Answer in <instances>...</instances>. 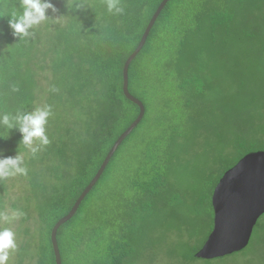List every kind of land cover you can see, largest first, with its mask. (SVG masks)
<instances>
[{
    "label": "trees",
    "instance_id": "trees-1",
    "mask_svg": "<svg viewBox=\"0 0 264 264\" xmlns=\"http://www.w3.org/2000/svg\"><path fill=\"white\" fill-rule=\"evenodd\" d=\"M162 1L120 0L124 13L114 15L105 0H85L89 8L81 11L74 9L79 0H52L63 22H46L18 40L8 20L22 13L20 0H0V114L45 105L53 113L50 144L35 157L17 130L0 126V153L21 156L28 169L19 223L33 214L36 221L30 240L16 238L8 264H56L53 227L139 114L123 94V67ZM128 92L145 115L58 230L61 264H148L155 233L170 218L179 220L178 233L164 250L174 263L254 255L250 241L238 255L195 257L213 229L217 183L245 155L264 151V0H169L129 66ZM140 129L149 140L134 144L132 163H117ZM189 141L191 152L179 149ZM11 178L0 180V214Z\"/></svg>",
    "mask_w": 264,
    "mask_h": 264
},
{
    "label": "water",
    "instance_id": "water-1",
    "mask_svg": "<svg viewBox=\"0 0 264 264\" xmlns=\"http://www.w3.org/2000/svg\"><path fill=\"white\" fill-rule=\"evenodd\" d=\"M168 2L169 0H163L160 3L137 48L126 60L123 67V94L126 99L138 106L137 118L109 150L96 175L79 196L70 212L61 218L51 231L50 238L56 264H61L57 243L58 230L75 216L82 201L95 187L115 152L145 115L142 103L128 92V69L143 49L150 31ZM211 205L213 229L195 257L201 260H214L230 256L247 248L257 222L264 215V151L245 155L235 166L224 173L212 193Z\"/></svg>",
    "mask_w": 264,
    "mask_h": 264
},
{
    "label": "clouds",
    "instance_id": "clouds-1",
    "mask_svg": "<svg viewBox=\"0 0 264 264\" xmlns=\"http://www.w3.org/2000/svg\"><path fill=\"white\" fill-rule=\"evenodd\" d=\"M107 11L114 15H122L124 9L120 6V0H105ZM19 7L22 13L13 12L8 20V26L14 38L18 40H28L35 35V30L41 24L53 22L60 24L66 15H61L60 10L52 0H20ZM68 8V7H67ZM88 7L85 0H79L74 4L77 11L86 10ZM2 35V33H0ZM19 88L13 84L11 92H18ZM56 91V89H52ZM52 107L45 105L35 107L30 112L5 113L0 114V126L8 132L17 130L21 135L20 144L35 157L39 151L50 144V139L46 132V125L52 116ZM28 169L24 166L21 156L3 157L0 153V180L16 175H27ZM23 213L13 211L11 215L0 214V219L11 222L20 219ZM17 250L16 234L10 228L0 229V264H8L11 252Z\"/></svg>",
    "mask_w": 264,
    "mask_h": 264
},
{
    "label": "rangeland",
    "instance_id": "rangeland-1",
    "mask_svg": "<svg viewBox=\"0 0 264 264\" xmlns=\"http://www.w3.org/2000/svg\"><path fill=\"white\" fill-rule=\"evenodd\" d=\"M224 88L226 89V85H224ZM146 134H149V132L146 129H140L139 132L137 130L134 133V135L122 147V157H121V160L119 159L117 163H125V160L127 159L129 160V163H132L130 157L128 156L129 152L133 148L134 144H137L140 140H143V139H145V141L149 140L148 137L145 136ZM140 137H142L143 139H141ZM193 146L194 144L192 143V141H189L188 143H185L183 147H179V149H183L184 152L186 151L191 152L189 148L191 149ZM184 152H182L183 156L186 155V153ZM38 169L40 170V167H38ZM181 180L187 181V178L186 177L181 178ZM174 181L177 186V184L179 183V180L175 179ZM9 187H11L9 189L11 195L9 197L7 205L4 207V210L1 212V214H4V215H11L13 211H17V210L20 211L21 205H22V202L20 199L24 196V193L26 194L28 184L24 176L16 175L11 178ZM14 205L16 206V208H13ZM33 216L28 221L22 224L19 223L21 217L20 219L11 221V222H6L3 219H0V229L10 228L16 234V238L21 239V240H30L31 232H33L32 227L36 226V221H34ZM262 218L263 219H259L262 221L261 225L264 224V215ZM178 222H179L178 219L174 220L173 218H170L168 219L167 225H164L162 228H160L155 233V235L158 236L159 238L156 240L155 246L149 251L150 254L147 258L148 264H164V263L184 264V263H180V261H178V263H174L172 257H167L165 255V250H164L169 245H174L176 243L175 234L178 233L176 230V226L178 225ZM19 226L21 227L19 228ZM261 228L262 229L255 232L253 239L250 240L254 247L252 251L254 255H251L250 258H248V256L243 257L242 255H239L238 257L234 256L235 258L230 257L229 259H226V260L224 259L225 263L223 264H264V236H263L264 228L263 226H261ZM26 229H28L27 234L24 232V230ZM246 249L247 248H245L244 250ZM241 252H237L235 254L238 255ZM217 261H220V260H217ZM194 264H203V263L196 262Z\"/></svg>",
    "mask_w": 264,
    "mask_h": 264
}]
</instances>
